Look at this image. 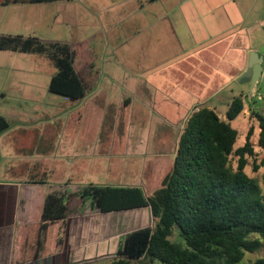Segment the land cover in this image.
<instances>
[{"label": "crops", "instance_id": "0c3cea01", "mask_svg": "<svg viewBox=\"0 0 264 264\" xmlns=\"http://www.w3.org/2000/svg\"><path fill=\"white\" fill-rule=\"evenodd\" d=\"M261 1L73 0L70 40L23 32L24 37L46 43L87 47L78 53L76 65L86 95L74 100L78 111L73 120L75 127L86 123L90 131L80 136L76 133L69 144L55 135L67 119L52 111L48 91L52 92L50 82L56 69L50 74L47 69L54 65L52 59L38 52L0 50V115L10 123L0 133V264H46L48 259L55 264L56 258L73 248L71 209L63 249L54 250L53 233L48 254L23 258V243L30 228L41 221L47 194L62 186L73 191L76 184L83 188L96 185L81 183L85 171L101 165L96 158L115 155L123 142L131 143L127 152L146 159L142 179L97 186H139L146 191L150 184L144 176L146 165L151 161L155 170H162L169 158L175 160L180 134L194 111L208 106L226 119L230 103L240 94L246 96V102L254 103L255 109L264 92L259 80L252 97L254 91L248 93L251 79L245 74L250 52L258 51L261 45L255 46L254 39L257 31L264 29V18H252L254 13L261 14ZM63 3L0 0V21L6 19L8 27L49 23L53 29L62 28ZM76 31L79 36L73 37ZM47 110L52 112L46 114ZM16 114L21 117L16 118ZM145 142L146 146L138 144ZM169 171L153 192L146 191L148 195L162 186ZM87 204L94 207L90 201L84 206ZM95 208L106 219L126 217L130 222L145 220L151 211L149 206L107 212ZM129 211L137 212L136 220ZM97 234L86 243H97L94 256L108 253L109 238L117 235ZM125 235H118L117 249ZM110 252L115 251L112 248Z\"/></svg>", "mask_w": 264, "mask_h": 264}, {"label": "trees", "instance_id": "16d2710c", "mask_svg": "<svg viewBox=\"0 0 264 264\" xmlns=\"http://www.w3.org/2000/svg\"><path fill=\"white\" fill-rule=\"evenodd\" d=\"M0 50L47 54L56 67L50 90L72 100L86 95L76 68L83 46L0 34ZM245 97L233 98L226 119L208 106L192 113L180 134L173 167L153 194L139 186L87 185L77 192L80 210L87 201L103 212L151 208L152 224L128 232L108 264H238L247 253L264 249V189L246 171L256 144L264 149V114L254 112L257 126L252 124L245 144L236 147L239 131L232 122L244 114ZM9 127L7 118L0 115V133ZM71 194L69 190L47 194L41 221L30 228L23 243V258L48 254L53 233L54 250L63 249ZM248 264H264V254Z\"/></svg>", "mask_w": 264, "mask_h": 264}, {"label": "rangeland", "instance_id": "374dc122", "mask_svg": "<svg viewBox=\"0 0 264 264\" xmlns=\"http://www.w3.org/2000/svg\"><path fill=\"white\" fill-rule=\"evenodd\" d=\"M73 0H64V13H63V24L62 28L60 27H53L51 28L49 23L46 25L36 26V27H16L14 25H11L8 27V21L6 19H2L0 21V33L1 34H8L4 33L6 30H10L13 35H25L30 34V36H46L48 38L49 36H52L54 34L57 36V38H60V40H70L72 36V28L70 27V10ZM82 2H85L86 0H81ZM262 2V3H261ZM260 2V6L258 7V10H260V15H257V13H254L253 17L261 16V18H264V0ZM48 13L51 12L50 9H48ZM9 13L5 16H8ZM1 16V15H0ZM21 33H16V32ZM24 32V33H23ZM34 32L37 33V35L34 34ZM257 36L255 37V46L257 44H261L258 48V51L260 54L264 55V29H261L260 31H257ZM27 36V35H26ZM79 36L78 32L76 31V34L73 35V37ZM84 49L86 50L87 47L84 45ZM255 51V50H253ZM251 55V52H250ZM48 74H50V70L56 69L54 65L48 66ZM248 78V77H246ZM260 89L261 92H264V77L260 79ZM48 91V90H47ZM49 99L50 102L53 103L52 105V111L56 113L61 112L62 118L67 119V121H63V125L61 127H57L56 134H59L58 139L59 141H63V144H69L74 136H76V133L82 135V133L86 134L88 130L90 131V127L85 123L75 127V123L73 120L75 117H77V105L74 104L76 101L72 100L71 98L64 96L62 94L52 93L49 92ZM248 93H250L248 91ZM255 95V89L254 93L252 94V97ZM258 96L255 98L257 99ZM79 101V100H78ZM258 104L256 105L255 109H252V106L254 103L250 102L249 99L246 102V108L244 111V114L241 116V118H237L232 122V125L238 129L239 131V137L238 142L236 144V147L241 146L245 144L246 141V135L247 132L252 124L257 126V120L254 115V112H260L264 114V95H261V99H257ZM52 111L47 110L46 114H50ZM16 118L21 117L20 115H15ZM70 120V121H69ZM68 123V124H66ZM92 127V126H91ZM258 129L255 133V143H257L258 139ZM95 133L97 134L96 130ZM153 142H150L152 145ZM113 144V143H111ZM140 145H145V143H138ZM177 142L175 143L176 146ZM129 145L131 146V143L129 142H123L120 148H118V152L110 157H106L104 159H95V162L101 163L100 166L96 164L94 167H92L90 170L84 172L83 181L81 183H91L93 182L96 185H118V184H127L125 182H131L133 180H141L142 179V167L146 161L145 157L140 156H132L131 152H127V149L129 148ZM256 154L254 156H248V165L246 167V171L249 175L252 177H255L262 188L264 189V149L256 144L255 146ZM174 160V158H173ZM172 159H168L167 163H165L162 166V170H155L154 166L152 165L153 162H149L146 165L144 176L148 178V181H150V184L147 183L146 185V191H152L154 188L158 187L167 171L172 168ZM235 164L237 163L236 160L234 161ZM258 166V168H256ZM65 187L62 186V188H56L57 191L64 192ZM83 185L82 184H76L73 187V193L71 194V201L70 206L72 209V213L69 218L70 223V241L73 245V248L67 249L64 254L59 256V258H56L55 264H65L68 262L67 260L71 259L72 261L68 262L67 264H108L109 261L114 258L116 254L117 249V243H118V235L124 236L128 232L137 229L139 227L147 226L151 224L152 222V215L151 211L148 210V213H146L145 220H138L137 222H130L126 217H119V218H113L110 216V218L106 219V215H102L101 212H99L95 206L93 207L90 204H87L84 206V210L79 209L80 200H78L77 192L82 190ZM153 192V191H152ZM150 192V194L152 193ZM130 212V211H129ZM131 217H134V219H137V212L132 211ZM96 233H99L97 235H102L106 237L109 234H117L114 238H109V251L106 254L103 255H95V252L97 250V243H95V246L86 245L89 238L93 235H96ZM77 238V240H76ZM174 240L177 239V236L173 237ZM79 243V245H76ZM76 245V246H74ZM86 245V246H82ZM99 248H101V245H98ZM113 248L114 253L110 252ZM264 254V249L256 252V253H247L245 258L238 264H248L251 260H254ZM94 256V257H93ZM91 257V258H90ZM52 264V261L46 260V264Z\"/></svg>", "mask_w": 264, "mask_h": 264}, {"label": "water", "instance_id": "95a60500", "mask_svg": "<svg viewBox=\"0 0 264 264\" xmlns=\"http://www.w3.org/2000/svg\"><path fill=\"white\" fill-rule=\"evenodd\" d=\"M245 75L251 79L250 94H252L257 82L264 77V55L251 51L249 68Z\"/></svg>", "mask_w": 264, "mask_h": 264}]
</instances>
